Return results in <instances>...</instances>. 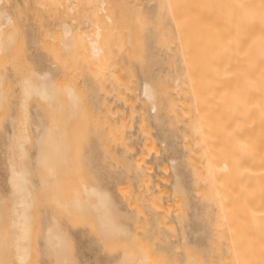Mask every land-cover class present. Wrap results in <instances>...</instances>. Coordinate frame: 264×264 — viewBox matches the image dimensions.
Segmentation results:
<instances>
[{
	"label": "rangeland",
	"instance_id": "rangeland-1",
	"mask_svg": "<svg viewBox=\"0 0 264 264\" xmlns=\"http://www.w3.org/2000/svg\"><path fill=\"white\" fill-rule=\"evenodd\" d=\"M185 80L168 0H0V231L24 168L30 264H235Z\"/></svg>",
	"mask_w": 264,
	"mask_h": 264
},
{
	"label": "bare ground",
	"instance_id": "bare-ground-1",
	"mask_svg": "<svg viewBox=\"0 0 264 264\" xmlns=\"http://www.w3.org/2000/svg\"><path fill=\"white\" fill-rule=\"evenodd\" d=\"M168 3L188 90L182 109L189 122L192 104L200 124L193 158L212 183L235 264H264V0ZM24 93L49 95L29 82ZM53 145L60 153V142ZM27 177L24 168L12 170V235L5 239L0 231V264L5 249L17 264H30ZM100 211H109L101 196Z\"/></svg>",
	"mask_w": 264,
	"mask_h": 264
}]
</instances>
